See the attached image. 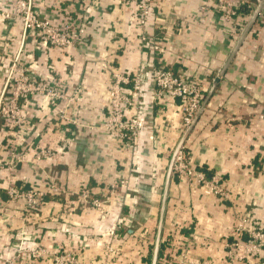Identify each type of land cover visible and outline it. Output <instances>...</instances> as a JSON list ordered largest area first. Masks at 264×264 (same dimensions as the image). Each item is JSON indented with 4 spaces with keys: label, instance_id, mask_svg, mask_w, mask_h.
Wrapping results in <instances>:
<instances>
[{
    "label": "crops",
    "instance_id": "0c3cea01",
    "mask_svg": "<svg viewBox=\"0 0 264 264\" xmlns=\"http://www.w3.org/2000/svg\"><path fill=\"white\" fill-rule=\"evenodd\" d=\"M44 1L62 7L67 4L66 0H33V4L36 9H43ZM153 1V11H161L166 21L171 22L172 37L181 44L180 49L174 47L173 55L161 60L162 64L179 77L197 83L206 101L204 114L185 138L186 152L207 176L219 175L230 184L232 201L193 196L177 176L167 178L171 150L183 132L178 101L163 113L162 120L158 118L159 124L167 128L162 131L165 146L160 150L149 144L148 133L142 134L140 144L132 151L119 150L112 140L99 142L86 128L77 136L53 131L49 135L55 148L64 146L66 140L73 144L58 161L47 166V171L62 184L85 182L92 194L99 196L102 188L119 174L126 175L132 165L149 167L147 173L133 171L129 174L132 182L143 187L138 198L129 202L132 208L122 206V214L135 208L136 223L131 231L123 233L122 251L113 264H152L160 217L164 220L162 240L165 242L160 245L158 264H174L180 249L185 247L189 249V256L184 264L206 259L223 262L220 259L224 255L223 244L232 240L231 233L240 218L249 214L250 222L264 224V119L260 118L264 115V9L252 21L256 0H251L240 12L235 26L221 24L220 13L213 4L207 12H199L201 0ZM98 9L97 16L86 23L79 50L82 56L73 69L68 68L66 72L68 61L61 51L42 55L38 45H28V68L35 71L36 76L57 74L64 81L85 87L79 117L84 124L97 126L108 112L109 77L102 70L101 62L117 54L118 64L133 70L143 59L152 57L150 51L143 50L139 44L130 10L122 6L121 0H101ZM50 11L52 8L48 9ZM55 20L60 22L58 17ZM18 27L11 31L14 48L21 33ZM155 27L152 19L146 32H156ZM1 31L0 24V34ZM70 69L71 78L67 74ZM214 81L217 82L215 88ZM143 104L154 117L159 111H165L164 106L153 105L148 92L143 95ZM166 117L172 120L171 124ZM40 122L41 132H48L46 121ZM35 143L39 145V139ZM39 172L29 165L19 166L13 179L29 187L39 177ZM151 174H155L154 179ZM5 187L0 176L1 201L6 200ZM49 206L46 221L25 224L24 232L33 239H23L24 246L31 251L42 248L47 253L67 249L82 254L78 259L83 264H99L103 241L119 210L112 209L108 217L91 210H77L71 216L63 211V221L71 219L77 223V226L72 225L75 233L71 234L51 221L56 214H51ZM22 211L20 205L0 211V261L12 255L11 244L20 238L16 227L21 223L17 219L8 221L5 214L20 215ZM47 259L41 256L24 264H51Z\"/></svg>",
    "mask_w": 264,
    "mask_h": 264
},
{
    "label": "built area",
    "instance_id": "2783aa9c",
    "mask_svg": "<svg viewBox=\"0 0 264 264\" xmlns=\"http://www.w3.org/2000/svg\"><path fill=\"white\" fill-rule=\"evenodd\" d=\"M201 1L199 12H207L209 5L213 4L220 13V23L235 26L238 25L240 9L251 3V0ZM100 2L101 0H66L67 4L62 7L55 5V2L49 4L44 1V8L36 9L33 0H0V58L5 55L8 57L7 76L0 103L6 101L11 108L10 113L0 111V132L6 129L5 125H1L2 120L11 121L8 132L15 140L7 144L0 142V176H3L6 184V200H0V211L18 205L23 209L20 215L5 214L8 221L17 219L18 223H21L16 227L20 238L11 244L12 255L2 257L0 264H24L29 259L41 256H46L51 264H83L78 259L82 254L67 249L47 253L42 248L31 251L24 246L23 239H33L24 232L25 224L46 221L45 212L49 204L52 208L51 214H56L51 221L60 225L62 231L71 234L75 233L71 230L72 225L77 226V223L70 221L71 219L63 221V211L71 216L77 210H91L108 217L112 209L119 210L109 232L104 236V250L99 264H113L116 256L122 251L123 233L131 231L136 222L135 208L126 214L121 211L122 206L132 208L133 204L129 202L138 198L142 192L143 186L132 182L129 174L133 171L147 173L149 167L145 164L140 168L132 165L126 175L124 172L119 174L115 180L102 188L99 196H94L92 189L85 182L70 186L59 183L47 171V166L58 161L73 142L66 140L64 146L55 148L49 135L53 131L75 136L81 129L86 128L99 142L112 140L119 150L132 151L140 144L142 134L148 133L149 144L160 150L161 146H165L162 131L167 128L159 124L158 118L162 120L163 113L169 110L170 106H176L178 101L180 128L183 132L171 150L167 178L177 176L190 188L193 196L213 197L220 202L232 201L230 184L219 175L207 176L186 152L185 138L204 114L206 101L197 83L179 77L170 67L162 64L161 60L173 55L174 47L180 49L181 44L172 37L171 22L166 21L161 11H153V0H121L122 6L130 10L139 44L143 50H149L152 57L150 60L143 59L133 70L121 67L117 54L101 62L102 70L109 77V83L106 98L108 112L99 126L84 124L79 117L86 92L82 84L64 81L57 74L36 76L35 71L28 68V45L34 43L38 45L42 55L49 56L58 50L61 51L68 61L66 72L68 68L73 69L82 56L79 50L84 40L86 23L91 17L97 16ZM51 8L52 11L48 12ZM263 9L264 0H256L252 21ZM56 17L60 22L55 20ZM152 19L156 32L150 34L146 30ZM17 23L20 24L18 26L21 33L17 47L14 48L16 45L14 46L11 31L18 27ZM2 66L0 61V68ZM71 69L70 73H67L70 78ZM216 84L214 81V88ZM7 88L8 96L4 97ZM147 92L153 105L165 107V111H159L155 117L143 104V95ZM166 118L168 124H171L172 120ZM260 118L264 119V115H260ZM40 121H46L48 132H41ZM38 139L39 145L36 146L35 141ZM141 154L143 155L142 152ZM27 165L40 171L39 177L29 187L24 183L17 184L13 179L19 166ZM154 176L155 174L153 179ZM165 199L166 193L164 201ZM59 220L62 221L59 223ZM163 222V217H160L152 264H158L160 245L165 242L162 240ZM141 234L144 237V233ZM231 234L232 240L223 244L224 255L220 258L223 262L206 259L194 264H264V224H253L249 214H245L234 225ZM188 256V248L180 249L174 264H184Z\"/></svg>",
    "mask_w": 264,
    "mask_h": 264
},
{
    "label": "rangeland",
    "instance_id": "374dc122",
    "mask_svg": "<svg viewBox=\"0 0 264 264\" xmlns=\"http://www.w3.org/2000/svg\"><path fill=\"white\" fill-rule=\"evenodd\" d=\"M20 25L19 23H17L16 26ZM0 61L2 62L3 66L0 68V95L2 93V89H3V85L5 83V78L7 76V67H8V57L5 55L3 57L0 58ZM8 96V88L6 89V93L4 95V97ZM4 110L7 113H10V106L6 101H2L0 103V111ZM11 121L8 120H2L1 125L2 126H6L5 131H1L0 132V142L7 144V143H13L14 137L12 135H9L8 132V126L10 125ZM5 128V127H4Z\"/></svg>",
    "mask_w": 264,
    "mask_h": 264
},
{
    "label": "trees",
    "instance_id": "16d2710c",
    "mask_svg": "<svg viewBox=\"0 0 264 264\" xmlns=\"http://www.w3.org/2000/svg\"><path fill=\"white\" fill-rule=\"evenodd\" d=\"M243 9H244V8H241V9H240V12H242Z\"/></svg>",
    "mask_w": 264,
    "mask_h": 264
},
{
    "label": "water",
    "instance_id": "95a60500",
    "mask_svg": "<svg viewBox=\"0 0 264 264\" xmlns=\"http://www.w3.org/2000/svg\"><path fill=\"white\" fill-rule=\"evenodd\" d=\"M135 223H136V222H135ZM135 223H134L133 227L135 226ZM155 253H156V249H155Z\"/></svg>",
    "mask_w": 264,
    "mask_h": 264
}]
</instances>
